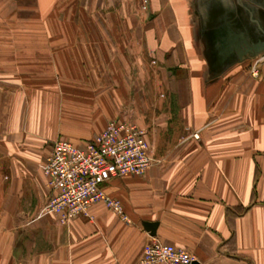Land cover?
Returning <instances> with one entry per match:
<instances>
[{"label": "crops", "instance_id": "obj_1", "mask_svg": "<svg viewBox=\"0 0 264 264\" xmlns=\"http://www.w3.org/2000/svg\"><path fill=\"white\" fill-rule=\"evenodd\" d=\"M142 2L0 0V264H138L152 238L264 264V55L217 74L206 55L217 26L258 47L264 0ZM111 119L143 128L157 162L103 184L127 220L96 203L60 223L44 159Z\"/></svg>", "mask_w": 264, "mask_h": 264}, {"label": "built area", "instance_id": "obj_2", "mask_svg": "<svg viewBox=\"0 0 264 264\" xmlns=\"http://www.w3.org/2000/svg\"><path fill=\"white\" fill-rule=\"evenodd\" d=\"M143 0L141 8H145ZM256 63L252 73H257ZM157 162L151 154L146 132L129 120L111 119L104 128L82 145L56 139L42 164L49 194L42 205L45 212L56 214L60 223L83 215L104 204L123 220L121 202L107 195L103 184L112 177L142 175ZM192 253L183 247L152 238L143 247L138 264H191Z\"/></svg>", "mask_w": 264, "mask_h": 264}, {"label": "water", "instance_id": "obj_3", "mask_svg": "<svg viewBox=\"0 0 264 264\" xmlns=\"http://www.w3.org/2000/svg\"><path fill=\"white\" fill-rule=\"evenodd\" d=\"M212 37L214 48L213 50H207L206 55L208 57L209 70L214 74L224 71L230 64L241 61L243 58L255 57L259 54L264 55V32L263 41L257 45L258 47L253 49L240 48V39L245 38V35L231 33L224 26H217ZM143 225L152 235L154 234L155 222H144ZM191 264H197V262L193 261Z\"/></svg>", "mask_w": 264, "mask_h": 264}, {"label": "rangeland", "instance_id": "obj_4", "mask_svg": "<svg viewBox=\"0 0 264 264\" xmlns=\"http://www.w3.org/2000/svg\"><path fill=\"white\" fill-rule=\"evenodd\" d=\"M11 100H12V98H11Z\"/></svg>", "mask_w": 264, "mask_h": 264}]
</instances>
